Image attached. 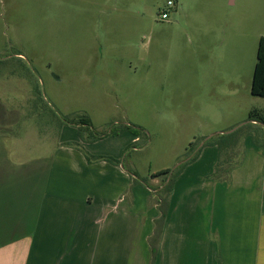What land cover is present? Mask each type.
<instances>
[{"label":"rangeland","instance_id":"rangeland-1","mask_svg":"<svg viewBox=\"0 0 264 264\" xmlns=\"http://www.w3.org/2000/svg\"><path fill=\"white\" fill-rule=\"evenodd\" d=\"M167 1L0 0V136L15 138L9 147L51 150L62 127L86 118L82 133L112 147L122 131L138 138L120 161L142 184L231 131L233 162L247 138L264 143V125L248 118L264 111L251 93L261 0H181L162 21Z\"/></svg>","mask_w":264,"mask_h":264},{"label":"crops","instance_id":"crops-1","mask_svg":"<svg viewBox=\"0 0 264 264\" xmlns=\"http://www.w3.org/2000/svg\"><path fill=\"white\" fill-rule=\"evenodd\" d=\"M256 13L264 28V0ZM70 126L35 154L0 136V264H264V143L247 138L220 182L211 177L219 150L206 140L176 178L158 225L154 191L136 183L133 166L84 154L121 160L138 138L122 131L112 147Z\"/></svg>","mask_w":264,"mask_h":264},{"label":"trees","instance_id":"trees-1","mask_svg":"<svg viewBox=\"0 0 264 264\" xmlns=\"http://www.w3.org/2000/svg\"><path fill=\"white\" fill-rule=\"evenodd\" d=\"M251 93L253 96L264 98V36L260 37L259 44H258V50H257V62L254 69L253 74V81H252V88ZM249 121L250 125H255L257 123H260L264 125V111L254 109L251 110L249 113ZM68 124L76 125L80 129V134L83 135L82 129L84 127H90V122L86 118H81L79 120H71ZM122 129L129 130L133 133H136L137 136L139 133H143L144 131L142 129L139 130V128L129 127L125 126ZM141 131V132H140ZM236 132H232L228 134L227 137L228 140H221L219 138H213L204 143V146L206 145H213L217 146L219 150L218 155V161L215 166L214 172L212 174V178L216 181L220 182H228L230 179L231 171L234 167L237 166L238 162H233V156L231 155V150L235 147L237 144L238 138L236 137ZM89 138L91 141H96L99 139L104 138V136H98L91 133L89 135ZM73 146H79L77 144H70ZM200 152V148H198L195 153L192 154L189 158L186 159L183 163L179 165L175 170L165 169L162 171H159L152 175V178L162 177L164 176V179L161 181V184L158 187H152L149 184V181H144L143 183L149 187L155 195V200L158 203V209L160 213V218L157 219L156 223L163 224L165 222V219L168 215V208H169V202L170 197L172 195L174 184L176 181V178L181 173L183 168L190 162L194 161L196 157L198 156ZM84 154L89 162L99 161V160H105L112 164H118L120 160H116L111 157H103V156H92L86 151H84ZM153 264V262H151Z\"/></svg>","mask_w":264,"mask_h":264},{"label":"built area","instance_id":"built-area-1","mask_svg":"<svg viewBox=\"0 0 264 264\" xmlns=\"http://www.w3.org/2000/svg\"><path fill=\"white\" fill-rule=\"evenodd\" d=\"M176 6V0H168L165 9L159 13V18L162 21H166L170 18V12L172 8Z\"/></svg>","mask_w":264,"mask_h":264}]
</instances>
